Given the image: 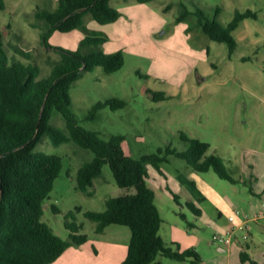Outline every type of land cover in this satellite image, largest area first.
I'll use <instances>...</instances> for the list:
<instances>
[{
  "label": "rangeland",
  "instance_id": "obj_1",
  "mask_svg": "<svg viewBox=\"0 0 264 264\" xmlns=\"http://www.w3.org/2000/svg\"><path fill=\"white\" fill-rule=\"evenodd\" d=\"M5 2V9H0V34L10 56L39 64L44 74L59 56L55 47L78 49L87 28L106 32L109 38L100 46L103 51H123L125 63L115 72L108 73L101 65L82 70L71 87L74 111L89 129L105 136L125 135L124 147L133 156L167 157L161 169L148 161L147 180L159 194L156 202L164 218L160 233L172 244L174 228L182 227L186 234L202 238L199 251L205 260L201 257L197 264L220 263L226 253L213 241L216 224L229 220L236 208L253 217V202L264 203V0H110V5L122 13L118 20L101 24L87 13L86 28L51 32L48 40L54 48L45 45L43 34L48 22L39 13L56 10L58 0ZM183 5L193 11L201 8L224 24L236 11L250 9L256 16L246 17L232 32L237 46L231 51L228 43L204 33L195 15L178 21ZM93 50L96 46L87 48ZM114 99L123 103L107 102ZM99 101L105 105L95 117H89L90 109ZM52 123L67 130L59 110L54 111ZM183 134L209 142L208 154L220 155L238 181L222 178L214 169L196 171L185 159L168 153L169 147H190ZM36 149L63 159L43 214V220L57 234L69 238L66 214L75 211L90 243H99V239L130 241L128 225L113 223L101 233L97 222L85 214L87 210H104L107 198L128 191L118 185L109 163L89 193L77 186L78 170L95 156L92 150L74 141L56 145L48 134L42 136ZM179 174L195 180L198 189L183 182ZM189 200L202 209V215L189 207ZM261 214L249 224L247 250L264 262ZM241 234L239 231L243 239ZM185 263L193 264L191 260Z\"/></svg>",
  "mask_w": 264,
  "mask_h": 264
},
{
  "label": "trees",
  "instance_id": "obj_2",
  "mask_svg": "<svg viewBox=\"0 0 264 264\" xmlns=\"http://www.w3.org/2000/svg\"><path fill=\"white\" fill-rule=\"evenodd\" d=\"M5 7V0H0V9ZM87 13L101 24L114 22L122 14L110 5V0H58L56 10L39 13L48 22L43 34L45 45L54 48L48 37L55 29L67 32L86 28ZM191 15L197 17V25L204 33L228 43L234 51L237 42L232 32L242 20L256 16V13L250 9L236 11L233 19L224 24L201 8L193 11L183 5L177 19L187 20ZM87 30L78 49L55 47L59 56L47 74L37 63L12 58L0 34V264H49L70 246L89 240L82 232L83 225L77 221L75 211L66 214L65 225L70 230L68 239L57 234L43 220L45 200L63 168L60 155L36 149L44 134H48L56 145L74 141L95 153L78 170L77 186L81 190L92 193L89 187L102 175L105 163H109L118 185L128 190L125 194L107 198L104 210L85 211L87 217L97 222L99 232L113 223L131 228L128 254L123 264H161L160 256L197 264L201 260L198 251L194 248L181 250L177 242L167 243L160 233L164 218L156 202L157 192L147 180L148 161L152 160L161 169L160 164L167 157L157 154L133 156L124 147L125 135L105 136L101 131L89 129L74 111L71 87L82 70L101 65L106 72L112 73L125 63L122 50L108 53L100 48L109 38L106 32ZM91 46H96V50L87 51ZM21 52L29 56L25 51ZM107 102L123 103L118 99ZM104 105L103 101L97 102L90 109L89 117H95ZM55 110L62 113L67 130L52 123ZM183 137L190 141L188 149L169 147L167 152L185 159L196 171L214 169L222 178L238 181L220 155L208 154L209 142L184 134ZM179 176L191 188H197L195 180L183 174ZM133 187L135 191L130 192ZM175 198L179 200L177 195ZM187 204L197 214L202 213L194 201L189 200ZM54 210L59 212L57 205ZM248 247L243 243L241 260L262 264L250 255Z\"/></svg>",
  "mask_w": 264,
  "mask_h": 264
},
{
  "label": "crops",
  "instance_id": "obj_3",
  "mask_svg": "<svg viewBox=\"0 0 264 264\" xmlns=\"http://www.w3.org/2000/svg\"><path fill=\"white\" fill-rule=\"evenodd\" d=\"M158 196L159 194L157 192V198ZM263 206L264 203L255 201L253 202V212L256 215L250 217L248 214H244L242 212V214L238 216L237 222H244L246 220L245 216H248L249 220L246 221V225H247L246 230L238 229L234 232L232 243L228 244L224 241L216 242L219 251L226 253L225 257L221 259L220 263L218 262V264H248V262H250V261L241 260V251L243 249V243L247 242L249 246L248 238H250L251 235V232L248 230L249 224L251 223L252 220L257 221L258 218L261 215H263L261 214V212L264 213ZM237 209L239 208H236L233 212H235ZM202 213L199 215H202ZM232 214L233 213H231L230 215ZM257 214L259 215L257 216ZM231 223L232 222L230 221V219L222 224L217 223L215 226L217 229L216 231L222 233L227 232L232 227ZM191 225L194 224L191 223ZM104 231L101 233H104ZM239 231L242 232L241 235L243 239L239 237L238 235ZM245 233H248L247 239L244 238ZM190 234H186V230H184L182 227L180 228L175 227L171 241L172 243L177 242L180 245L181 250H185L187 248H194L196 251L199 252V254H201L203 260H205L204 255H202V253L199 251L200 250L199 245L202 242V238H198V237L194 238V236ZM89 241L90 239L81 245L70 246L61 254V256H59L54 262L49 264H123V261L128 254L130 241L121 242L117 240H104V239H99V243L98 242L90 243ZM88 244H90V247ZM159 261L161 264H186L185 262L187 260L177 261L165 256H161L159 258ZM262 264H264V262H262Z\"/></svg>",
  "mask_w": 264,
  "mask_h": 264
},
{
  "label": "built area",
  "instance_id": "obj_4",
  "mask_svg": "<svg viewBox=\"0 0 264 264\" xmlns=\"http://www.w3.org/2000/svg\"><path fill=\"white\" fill-rule=\"evenodd\" d=\"M242 214V211H240L239 209H237L232 215L229 216L230 221L232 222V227L225 233L222 232H217L214 234L213 236V240L215 242L218 241H224L226 243H232L233 241V236H234V232L238 229L241 230H246V221L249 220L248 216H245V221L244 222H237L238 216H240ZM244 238L247 239L248 238V233H245Z\"/></svg>",
  "mask_w": 264,
  "mask_h": 264
}]
</instances>
